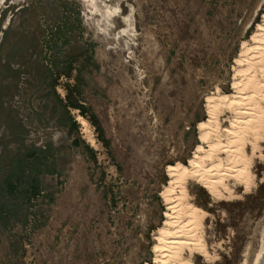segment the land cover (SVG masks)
Here are the masks:
<instances>
[{
	"label": "rangeland",
	"instance_id": "374dc122",
	"mask_svg": "<svg viewBox=\"0 0 264 264\" xmlns=\"http://www.w3.org/2000/svg\"><path fill=\"white\" fill-rule=\"evenodd\" d=\"M262 14L264 0H0V179L30 145L50 144L57 163L56 174L42 177L56 192L46 224L30 235L0 227V264H154L165 170L187 163L197 145L206 149L197 128L205 98L232 93L235 71L245 66L235 60L243 43L256 47L251 36L264 26ZM89 49L97 67L83 71L81 101L97 115L108 148L76 109L69 112L77 126L64 124L49 86L53 61ZM67 82L61 76L55 87L62 98ZM215 114L219 127L233 116ZM246 177L247 188L229 180L221 199L186 182L204 212L207 253H185L190 264H255L264 140Z\"/></svg>",
	"mask_w": 264,
	"mask_h": 264
},
{
	"label": "bare ground",
	"instance_id": "6f19581e",
	"mask_svg": "<svg viewBox=\"0 0 264 264\" xmlns=\"http://www.w3.org/2000/svg\"><path fill=\"white\" fill-rule=\"evenodd\" d=\"M256 27L260 33L251 36L256 47L248 49L243 43L235 60L239 66H245L235 71L232 93L205 98L207 117L197 128L206 149L197 145L187 163L168 165L165 170L168 182L160 192L165 211L152 246L154 264H190L188 258L194 252L207 254L201 234L204 212L191 202L186 188L188 180L200 184L215 199L229 191V180L248 187L249 160L256 155L259 141L264 140V26ZM219 109L233 114L227 127L217 123L215 112ZM246 145L250 146V153H246ZM255 264H264V231Z\"/></svg>",
	"mask_w": 264,
	"mask_h": 264
},
{
	"label": "trees",
	"instance_id": "16d2710c",
	"mask_svg": "<svg viewBox=\"0 0 264 264\" xmlns=\"http://www.w3.org/2000/svg\"><path fill=\"white\" fill-rule=\"evenodd\" d=\"M91 49L82 52L78 57L55 60L49 69V86L54 105L65 116L64 124L77 126L71 116L70 108L76 109L87 119L97 133V140L108 148L109 140L104 136L103 128L97 115L81 100L82 88L85 86L83 71L87 68H96L92 60ZM55 67H57L55 69ZM60 67V68H59ZM74 73V74H73ZM68 77L73 82L64 85L65 96L62 98L56 91V84L61 77ZM86 149L90 158L96 160L95 151L84 140H78ZM50 144L30 145L17 151L9 161V165L0 179V227L10 228L18 225L29 231V235L43 227L49 217V208L54 201L55 191L47 190L42 183L45 175L56 174L57 163ZM37 198L40 202L35 203ZM42 204L45 208H42ZM29 237V236H27Z\"/></svg>",
	"mask_w": 264,
	"mask_h": 264
}]
</instances>
